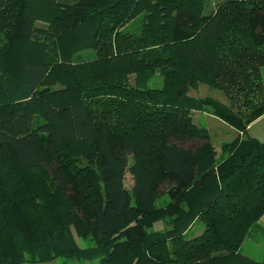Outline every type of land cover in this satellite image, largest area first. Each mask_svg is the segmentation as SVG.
I'll return each mask as SVG.
<instances>
[{
  "label": "trees",
  "instance_id": "16d2710c",
  "mask_svg": "<svg viewBox=\"0 0 264 264\" xmlns=\"http://www.w3.org/2000/svg\"><path fill=\"white\" fill-rule=\"evenodd\" d=\"M206 5L0 0V264H264L240 251L264 214V0ZM192 111L236 129L220 155Z\"/></svg>",
  "mask_w": 264,
  "mask_h": 264
},
{
  "label": "rangeland",
  "instance_id": "374dc122",
  "mask_svg": "<svg viewBox=\"0 0 264 264\" xmlns=\"http://www.w3.org/2000/svg\"><path fill=\"white\" fill-rule=\"evenodd\" d=\"M221 0H207V5L205 8V11H212L216 4L220 2ZM143 17L144 13L137 14L134 18L129 20L124 26L123 30L139 34L142 29V23H143ZM38 25L43 24L42 22H37ZM95 57V50L92 48H87L78 51L74 54L73 60H81V59H87V58H93ZM261 78H262V84H263V95L260 97H257L256 99H264V66L261 68ZM162 84L161 76L159 73H156L148 82V86L150 87H160ZM188 94L193 95L195 97H203V96H211L213 98H216L226 104H230L227 96L224 94V92L216 87L209 86L205 83H200L198 87L196 88H190L188 91ZM192 117L194 119V122H196L199 125H202L207 128L210 136V140L212 144L215 147V150L217 152V155H220L221 151V145L224 142L232 140L236 135V129L224 122L222 119L210 114L207 111H192ZM248 134L259 139L264 140V113L260 115L258 118L253 120L248 125ZM132 161L131 157L129 156V163ZM133 179L129 171L126 172L124 177V183L126 188H130L132 185ZM167 200L168 197L161 196L157 200V205L164 204L163 200ZM264 221V220H263ZM166 224L164 223V219H160L156 221L152 229H160L164 227ZM257 222L250 228L246 238L245 242L243 244V248L240 251L243 253L245 252L250 246H252L256 240H259L262 244H264V226L261 224V226H257ZM261 228V229H260ZM260 229V230H259ZM204 230V224L199 218H196L191 225L185 230L183 233L184 237L187 239L193 238L199 234H201ZM250 233V234H249ZM76 240L78 243L82 246L87 244V240L82 239L75 235ZM244 254V253H243ZM249 256V255H248ZM261 258V257H260ZM256 259V258H254ZM259 260V259H256ZM96 261H89L85 262L84 264H95Z\"/></svg>",
  "mask_w": 264,
  "mask_h": 264
},
{
  "label": "crops",
  "instance_id": "0c3cea01",
  "mask_svg": "<svg viewBox=\"0 0 264 264\" xmlns=\"http://www.w3.org/2000/svg\"><path fill=\"white\" fill-rule=\"evenodd\" d=\"M264 214L258 219L257 224L255 228L258 229L257 226H261V224L264 226ZM264 228V227H263ZM261 229V228H260ZM259 229V230H260ZM264 232V230H262ZM250 234V233H249ZM245 240L243 241L242 245H241V250L243 248V244H244ZM246 255H249L253 258L256 259H263L264 258V244H262L259 240H256L255 243L250 246L245 252H243ZM261 257V258H260Z\"/></svg>",
  "mask_w": 264,
  "mask_h": 264
},
{
  "label": "water",
  "instance_id": "95a60500",
  "mask_svg": "<svg viewBox=\"0 0 264 264\" xmlns=\"http://www.w3.org/2000/svg\"><path fill=\"white\" fill-rule=\"evenodd\" d=\"M244 138L246 139L247 137H246V136H244Z\"/></svg>",
  "mask_w": 264,
  "mask_h": 264
}]
</instances>
